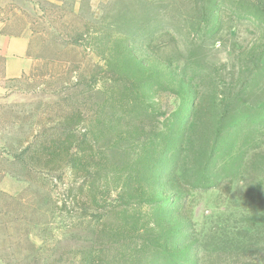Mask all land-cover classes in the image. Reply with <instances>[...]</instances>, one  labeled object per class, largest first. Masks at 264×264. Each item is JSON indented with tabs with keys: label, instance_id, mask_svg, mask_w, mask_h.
Segmentation results:
<instances>
[{
	"label": "rangeland",
	"instance_id": "obj_1",
	"mask_svg": "<svg viewBox=\"0 0 264 264\" xmlns=\"http://www.w3.org/2000/svg\"><path fill=\"white\" fill-rule=\"evenodd\" d=\"M0 264H264V0H0Z\"/></svg>",
	"mask_w": 264,
	"mask_h": 264
},
{
	"label": "crops",
	"instance_id": "obj_2",
	"mask_svg": "<svg viewBox=\"0 0 264 264\" xmlns=\"http://www.w3.org/2000/svg\"><path fill=\"white\" fill-rule=\"evenodd\" d=\"M23 46V44H22ZM19 42H8L4 35L0 36V59H2V75L17 78L26 71L28 59L24 58L25 48Z\"/></svg>",
	"mask_w": 264,
	"mask_h": 264
}]
</instances>
